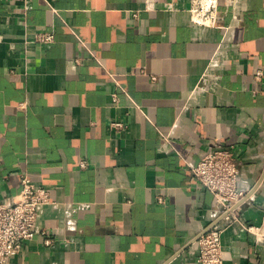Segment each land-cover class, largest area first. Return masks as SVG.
Here are the masks:
<instances>
[{
  "label": "crops",
  "instance_id": "0c3cea01",
  "mask_svg": "<svg viewBox=\"0 0 264 264\" xmlns=\"http://www.w3.org/2000/svg\"><path fill=\"white\" fill-rule=\"evenodd\" d=\"M216 4L0 0V202L49 196L9 264H196L219 220L187 166L217 145L247 193L223 264H264V0Z\"/></svg>",
  "mask_w": 264,
  "mask_h": 264
},
{
  "label": "built area",
  "instance_id": "2783aa9c",
  "mask_svg": "<svg viewBox=\"0 0 264 264\" xmlns=\"http://www.w3.org/2000/svg\"><path fill=\"white\" fill-rule=\"evenodd\" d=\"M188 14L191 22L197 26L218 27L216 0H189ZM36 39L41 43H49L53 40V35L39 34ZM260 75L261 72H258L256 78ZM187 167L197 184L214 198V216L216 221L219 220L210 224L196 240V264H223L221 235L227 226L238 221L240 209L247 199V193L238 187L239 169L233 148L217 145L196 164ZM47 204L48 192L27 176L21 177L19 193L10 204L0 202V264H9L10 259L20 253L23 242L34 238L38 210ZM41 235L44 233L41 232ZM45 242L49 243L48 240Z\"/></svg>",
  "mask_w": 264,
  "mask_h": 264
}]
</instances>
